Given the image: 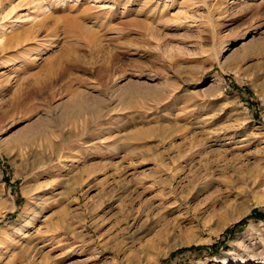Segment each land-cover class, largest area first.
<instances>
[{
  "label": "rangeland",
  "instance_id": "obj_1",
  "mask_svg": "<svg viewBox=\"0 0 264 264\" xmlns=\"http://www.w3.org/2000/svg\"><path fill=\"white\" fill-rule=\"evenodd\" d=\"M263 208L264 0H0V264H264Z\"/></svg>",
  "mask_w": 264,
  "mask_h": 264
},
{
  "label": "bare ground",
  "instance_id": "obj_2",
  "mask_svg": "<svg viewBox=\"0 0 264 264\" xmlns=\"http://www.w3.org/2000/svg\"><path fill=\"white\" fill-rule=\"evenodd\" d=\"M71 101H72V100H71ZM71 101H70V102H71ZM72 102H73V101H72ZM70 104H71V103H70ZM73 107H74V106H73ZM171 176H172V175H171ZM173 178H175V177H172V178H171L172 181H173ZM171 180H169V181L171 182ZM173 182H174V181H173ZM171 186H172L171 184L168 186V188H170V189H169V193H170V194H171V192H173V189H172ZM174 192H175V190H174ZM169 196H170V195H169ZM237 260H238V258L235 259V261H237ZM239 262H240V261H239ZM242 263H243V262H242ZM240 264H241V263H240ZM245 264H246V263H245Z\"/></svg>",
  "mask_w": 264,
  "mask_h": 264
},
{
  "label": "trees",
  "instance_id": "obj_3",
  "mask_svg": "<svg viewBox=\"0 0 264 264\" xmlns=\"http://www.w3.org/2000/svg\"><path fill=\"white\" fill-rule=\"evenodd\" d=\"M262 211H264V208H263V210ZM257 213H259V209H255V210H253V212L251 213V216H254L255 217V215L257 214ZM260 217V216H259ZM246 220H241L240 222V224H242L243 222H245Z\"/></svg>",
  "mask_w": 264,
  "mask_h": 264
}]
</instances>
